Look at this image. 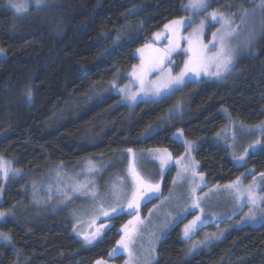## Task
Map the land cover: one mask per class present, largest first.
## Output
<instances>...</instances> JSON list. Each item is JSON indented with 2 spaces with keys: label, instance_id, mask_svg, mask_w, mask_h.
Segmentation results:
<instances>
[{
  "label": "trees",
  "instance_id": "16d2710c",
  "mask_svg": "<svg viewBox=\"0 0 264 264\" xmlns=\"http://www.w3.org/2000/svg\"><path fill=\"white\" fill-rule=\"evenodd\" d=\"M188 1L40 0L17 14L0 0V154L28 173L129 149L164 148L181 157L185 144L174 134L183 130L197 146L195 157L209 186L235 182L249 170L264 173V137L245 166L236 164L224 144L213 143L228 122L224 108L247 125L264 121V24L225 80H192L170 96L133 108L116 93H95L111 82H127L139 63L138 50L165 25L186 17ZM253 1L213 0L207 7L220 10ZM180 56L176 71L187 53ZM178 102L181 117L146 137ZM27 180L24 176L9 185L5 209L24 203ZM169 188L166 182L163 189ZM131 214L111 218V227L93 245L73 234L65 217L3 221L0 228L13 242L0 244V264L121 263L124 257L112 254ZM185 222L160 243L155 264H264V224L233 228L222 241L189 257Z\"/></svg>",
  "mask_w": 264,
  "mask_h": 264
},
{
  "label": "rangeland",
  "instance_id": "374dc122",
  "mask_svg": "<svg viewBox=\"0 0 264 264\" xmlns=\"http://www.w3.org/2000/svg\"><path fill=\"white\" fill-rule=\"evenodd\" d=\"M5 2L17 14L28 11L30 6L36 3L35 0ZM204 2L208 6L213 0ZM198 3L199 0L188 1L187 15L179 20L183 23L177 28L175 35L163 29L159 32L158 39L155 36L153 42L143 46V53L138 52L139 63L132 68L127 82L124 84L111 82L102 91L97 90L95 93L99 96L101 92L107 95L116 93L120 95L122 103L133 108L140 101L170 96L192 80L202 78L225 80L236 60L249 51L264 24V0H254L250 4L239 3L220 10L215 8L211 10L207 6L194 7ZM14 5L22 6L24 11L17 12ZM212 13L216 14L215 20ZM222 17L227 18L229 25H224ZM210 26H213V30L207 39ZM226 31L231 35L224 38L222 50L221 37ZM170 40L175 43L176 50L163 60L162 71L156 69L145 72L142 91L140 81L132 73L142 64L151 67L149 61L157 55L154 50L168 49ZM201 47L204 55H217L220 57L219 61L209 63L206 70L198 67L199 75L187 73L184 77L185 83L178 88L170 92L164 90L158 96L154 95V86L158 83L162 85L167 73L170 72L175 77L184 71L185 64L193 54L189 49L195 48L199 51ZM185 53H187L185 63L181 70L176 71L179 57ZM229 55L232 56V61L225 71L223 65ZM217 71L220 73L218 76L215 75ZM137 93V98L133 102L130 97ZM222 113L228 118V122L214 138L213 143L224 144L229 148L236 164L245 166L250 154L261 148L264 121L257 125H247L235 120L226 108ZM181 114L182 105L178 102L163 119L147 130L146 137L178 120ZM174 137L185 144L186 151L181 157H174L164 148L131 152L127 150L124 153L87 158L74 164H51L35 173L18 169L12 159L0 154V160L5 164V170H0V213L4 214L3 218H0V223L32 221L35 216L44 215L53 218L65 217L72 227V233L77 234L87 245H93L111 227L109 221L111 218L125 212L132 213L129 220L121 226L122 236L125 237L124 226L128 225V246L123 248L118 244L112 254V257L123 256V262L108 260L102 261L103 264H155L160 243L168 236L171 228L181 221H186L183 239L188 244L189 257L222 241L233 228L257 227L264 224V177L255 174V170H249L235 182L209 186L199 170L195 157L196 144L186 139L183 130H177ZM164 150L167 151V156L163 155ZM133 166L141 179L149 184L159 185L158 192L149 191L144 195L139 201L138 209H129L127 206L136 187L131 171ZM24 176H28L24 187L26 191L24 203L17 204L13 209H5V192L9 185ZM166 182L170 183L167 191L163 189ZM234 184L239 188V192L236 188L228 187ZM249 185L255 186L254 203L247 194ZM194 201L198 202L199 207L193 206ZM113 208L116 209L115 212H112ZM103 211H108L110 215L104 216ZM197 217H200L197 226L185 237V226ZM129 221H133V224L129 225ZM4 236L8 239L5 240ZM85 236L92 242L88 243ZM12 239L11 235L0 228V244L10 245Z\"/></svg>",
  "mask_w": 264,
  "mask_h": 264
},
{
  "label": "snow or ice",
  "instance_id": "6c2138e0",
  "mask_svg": "<svg viewBox=\"0 0 264 264\" xmlns=\"http://www.w3.org/2000/svg\"><path fill=\"white\" fill-rule=\"evenodd\" d=\"M36 4L39 5L40 0H35ZM207 5L205 4L204 0H199L198 4H195L194 7H206ZM14 7L16 8L17 12H22L24 11L23 7L20 5H14ZM212 18L215 20L216 19V14L212 13ZM223 20V23L225 26L229 25V21L227 20V18H221ZM183 23V21H172L171 25H165V29L169 32H171L173 35H175L177 28ZM231 33L230 32H225L224 36L221 37V44L220 47L223 50L224 48V38L226 36H230ZM215 36V34H214ZM160 37V34L157 33L156 34V38L158 39ZM189 43L191 44L192 42L189 41ZM169 48L168 49H156L154 50L157 55L153 58L150 59L149 61V65H151V67L146 66L145 64H142L140 66L139 69L134 70V72L132 73L134 76H136V78L140 81V85H141V90L144 91V80H143V75L145 74L146 71H151V70H163L162 68V64H163V60L168 57L170 55V53L174 50H176L175 48V43L173 41H169ZM146 47H150L148 45H146ZM190 51H192V57L189 59V61L185 64V68L184 71H182L178 76L173 77L170 72L166 74V79L163 81V84H157L154 86L153 88V94L154 95H160V93L164 90L167 91H172L175 88H178L179 86L183 85L185 83V75L189 72H193L197 75H199V71H198V67L201 70H206V66L209 63L212 62H217L219 61L220 57L217 55H213V56H207L203 54V49L201 47V49L198 51L195 48H190ZM141 53H143V49L138 50ZM232 61V56H227L225 62H224V69L225 71L227 70V65L230 64ZM219 71L215 72V75H219ZM147 94V93H145ZM29 97L31 96V93H28ZM137 94H133L130 99L135 102L136 98H137ZM191 149V145H189V150ZM129 152H131V149L128 150ZM164 156H167L168 153L166 150H164L163 153ZM242 159V158H241ZM164 161L162 160V163ZM0 170H5V164L2 160H0ZM133 177L135 179V183H136V187L135 189L132 191L131 194V199L128 202V208L129 209H138L139 207V201L141 199H143L144 195L147 194V192L151 191V192H158L159 191V185L158 184H149L146 181H144L143 179L140 178L139 174L136 173L135 171V167L133 166L131 168ZM262 177H264V173L261 174ZM201 179H203V177H201ZM237 184L239 183V181L236 182ZM228 187L231 188H236V185H229ZM254 185H249L248 189H247V194L250 200H252V202L254 203ZM193 193L195 192V189L193 188ZM236 191L239 192V188H236ZM194 207H199L198 202L194 201L193 204ZM116 209L113 208L112 212H115ZM103 215L104 216H109L110 213L108 211H103ZM4 214L0 213V218H3ZM139 220V217H137V221ZM200 220V217H197L195 220H193L189 225L185 226V230H184V235L185 237H187L189 235V232L192 231L193 228H195L197 226V222ZM133 224V221H129V225ZM125 237H122V239L118 242L120 244L121 247L123 248H127L128 246V239H129V234H128V225H125ZM5 240L8 239L7 236L3 237ZM85 240L88 243H91L92 240L89 239V237L85 236ZM114 252L116 251L115 249L113 250ZM97 264H103L102 261H97Z\"/></svg>",
  "mask_w": 264,
  "mask_h": 264
}]
</instances>
